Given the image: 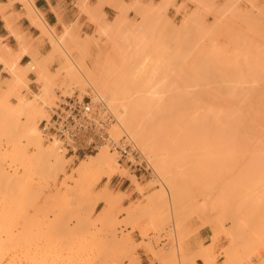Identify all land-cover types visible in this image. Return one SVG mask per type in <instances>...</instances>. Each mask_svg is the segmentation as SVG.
<instances>
[{
    "label": "rangeland",
    "instance_id": "rangeland-1",
    "mask_svg": "<svg viewBox=\"0 0 264 264\" xmlns=\"http://www.w3.org/2000/svg\"><path fill=\"white\" fill-rule=\"evenodd\" d=\"M231 1L232 0H182L175 4L174 0H160L159 2L134 0L135 3L133 1L130 2V4L132 5L131 7H129L130 4L128 3L129 5L123 4V7L121 8V11L123 13L122 18L125 25L127 23L142 25L141 30L143 28L145 29L143 30L144 33L142 32V35H147L145 33H148L147 38L152 37L155 34L156 36L159 35L158 37L161 38V35L162 37H164V34L166 33L167 35L165 34V37L163 39L161 38V40L162 42L165 41L163 43H166L169 40V48L171 46L174 47V44L178 41V39L179 43H181V39H184V44H180L182 48L187 45L189 48L190 45V49H195H193L194 53L197 51L200 52L201 49H199V47L201 48L202 45V49L204 48L209 51V47L212 44L216 43L215 46L217 47V49L213 45L211 48L213 50H218V53L216 56H214L209 51L208 54L210 55L211 53V57L209 56L208 59H204V56L199 57L197 55L192 56L190 54V60V55H186L184 59H188H183L182 62L178 60V62L176 61L174 55L172 56V50H169L168 52L157 51L155 53L148 54L150 58H148L149 61H147V59L145 61L146 64L142 63V65L144 64V67H148L146 68L148 70L153 67V69L156 71L155 80L153 79L155 82L151 81L152 84L150 85L152 87V90L157 93L156 97L160 102V107L159 104L157 105L158 108H164L166 106L165 109L176 108L188 109L191 111L194 109L193 112L195 111L196 116H201L202 113L204 115L205 109L206 112L207 109H214L213 111H224L227 109L223 113H226L227 111L229 113H232L233 111V115L227 113V116L232 115V117H234V115L236 114H240L237 112V110H239V112L242 111V114L245 112L243 115L240 114V116H242L241 118H244L243 121L242 119H239V116V118H237L236 116L234 117L237 118L239 122L241 121V125L239 122V124L235 122L237 125H239V127H236L237 125L234 123V121L232 122L234 125L231 124L233 128L232 126L228 125L230 122L229 119L227 126H223L225 124V120H221L223 121L222 126L220 125L221 128L218 126L213 127L211 125H215V122H212L211 125H209V122V128H207L206 130L209 131L211 128L213 131L211 130L209 131V133L213 134L215 132L216 136L214 138H212L213 136H211V141L214 139V141H212L214 142L213 144H208L207 142L210 141L208 139H206L207 141L204 140L205 142L203 143H205L204 145L207 148H210L212 146L211 148H213V150L209 149L208 154H210V156H213L210 157L208 154H200L195 156L201 163V166L202 164H205L207 166L204 165L202 166L204 168L200 167L194 170H184L182 168L183 163L181 165L178 163V170L180 171L178 172L179 174L185 172V174L189 173L190 175H192V177L194 176L202 181H207L206 186L207 190H209L208 193L203 194L204 191L201 192V189V191H199L197 186H192V189L188 188L189 192H187L189 197L188 195H185L187 198L180 200L179 203V212L184 216V220L181 221V224L177 222V219L179 218H177L178 216H175L176 210L175 208H172L170 206L166 194V205H163L161 214L159 215V213L155 212L156 210H153L156 209V207L153 208L154 203L152 204V202L154 201V196L158 193L157 189L161 188L162 186L161 179L157 176H154L156 175L155 172H153V174L148 173L142 174L140 176H135L133 171H130L121 165H117L119 170L117 169L116 173L110 178L103 177L94 184L91 183L92 185L90 184V182H93V180L95 179V175H91V177H89L90 179L88 178V184L91 185V190L87 196V189L83 186H80V177L76 173V168L80 160L86 159L87 155H92L96 151L76 157L65 154L64 150H62L64 152H60L59 150V152L62 153L64 157V163L62 162V169V166L60 165L55 170L48 171L41 168L42 163H39L37 166H35V161H33L34 167L31 168L30 163V167L26 170L24 169V165L22 164L23 161H21V159H18L16 155L13 154L12 142L10 141V139H6L1 136L0 151L2 166L4 167L7 175H11L9 176V178H14V175H16L17 181L20 183L16 184L17 188H15L16 186L14 187L15 189L13 188L14 192H12L15 195H13L11 191L10 193L12 195H7L6 193H4V190L0 189V264H142L141 256L139 254L140 250H144L150 256L148 264H194L195 257L200 256V253H203L205 256L207 255L208 257H206L207 259H209V262L211 264H222L223 260L225 259L224 251L228 249L229 246H231L229 248L236 247L239 244H243L242 239L243 241L247 240L246 238H243L242 235H239L240 231L239 233L234 232L235 228L233 226V219L231 217H233L232 215H234L235 213L237 214V217L240 219V221L243 222V229L241 232L253 233L256 231L258 237L254 241H246L247 245L250 246V248H252L253 250V256L251 255V259L244 264H264V182H262L264 181V171H261L264 170V157H262L264 156V124H262L264 123V103H262L264 102V71L261 70L264 69V62H261L264 61V52H262L261 54V51H264L262 50L264 48L261 49V47H264V0H236V2L233 4H231ZM228 5H231V9L232 7H235V9L229 11V9H227ZM135 6H137V8L139 7L140 9L138 8V10H135ZM169 6H172V11H168ZM94 15L97 16L96 18H98L99 14L97 11H94L89 16V20L93 23V28L88 33L80 32V36H74L79 39H76L77 42H79L83 37H85L84 39H87L89 42L92 41V44L89 45L90 49H88L91 52L92 56L95 57L97 46L95 45L96 43L94 42L93 37L97 36V24L94 22ZM114 18L110 20L104 19L107 27H112L111 23L113 22ZM142 19L144 20V22ZM126 20L128 21L127 23ZM185 20L188 21H186L187 25H185ZM140 22L143 23L140 24ZM231 22L233 25H230ZM194 24L196 25L194 26ZM125 25L121 27L120 30L124 31ZM39 26L42 29V33H44L48 37L49 41L51 39L50 33L52 31V33H54L57 38L58 36L59 39L61 38L60 35H58L54 31V28H46L42 25ZM184 26L186 27L185 32H187L188 35L183 34L182 32L185 28ZM221 27L224 31L220 30ZM205 29H208L210 32L211 29L213 30L211 33H207ZM225 29L228 31H226ZM232 30L235 32L234 34ZM230 31L231 35H229ZM223 32H226V34H224ZM239 33L244 34L245 37H241V34L238 35ZM107 34L99 37L98 41L100 42L97 41L101 44H99V46H101L102 52L106 54L108 53V41L112 40L113 38L117 39L119 37V34L114 35L115 33H112V31L107 32ZM193 34H195L194 36L197 35V37H195V40L193 39ZM206 34H210L209 36L212 37V39H215V41H212V39L209 40L210 38L208 39ZM218 34H220L219 37H217ZM198 36H201V39H199ZM237 36L238 38L240 36V38H242V41L238 39ZM66 38L69 39L67 36L63 40H65L68 45L69 42L73 44L71 47H69L74 48L75 42L72 43V40L67 41ZM244 39L246 40L245 44ZM208 40L211 41V44L210 42L208 43ZM201 41H204L206 45ZM66 42L64 43L66 44ZM195 42L199 44L197 45ZM50 43L52 45V40ZM247 43L248 47H246ZM78 44H80V42ZM77 46L78 45H76V47ZM76 47L75 49L72 48L74 50H72L73 52L70 50V48L68 50L71 51L72 57L77 52L75 58L73 57L77 61L76 57H78L79 53L76 50ZM173 47H171L170 49H173ZM78 48L80 49V45L77 47V49ZM219 48L221 51L219 50ZM204 51L205 50H203V52ZM207 51L204 53H207ZM219 52L222 54V56L219 55ZM122 53V57L113 54L109 57V59L105 60L106 62H100L98 67L100 68V70L103 69L105 71L107 79L110 83L124 84L125 86H127L125 84V81L127 79H124L125 81H123L122 78L125 77H123V75H126L125 73L127 70V74H129L127 62L131 59L129 56L130 50H125ZM61 54V52L57 53V57H59L62 63L65 60V57ZM90 55L86 58V63L89 66H92L91 60L93 59V57ZM218 56H221L219 57L220 60ZM201 58L204 61H201ZM153 59L155 62L153 61ZM209 59H211V61ZM142 60L144 61V59ZM197 60L200 62H197ZM205 61L206 63H203ZM209 61L210 63H208ZM212 62H214V64ZM61 63L59 64L60 67ZM153 63L157 66H155ZM187 63L188 65L190 64V66H188ZM197 63L201 64L202 66L200 67ZM194 64L195 66L198 65L200 68L196 67V69L193 66ZM173 65L175 66V69L173 68ZM58 67L54 72L56 74V72L60 71V74L54 75L55 77H52L53 73H49L51 75H49V79L47 80L49 83H46V90L48 94L50 93L49 101L51 104H49L48 106V115H46V119L49 118L52 107L57 105V102L59 101V95L68 96L70 93V96L71 94H78L81 97L87 92L94 93L93 89L90 86H85L82 88L80 87V85L76 84V81H74V83L72 80L65 77V73L63 70L57 71ZM193 67L195 70H197L196 72L194 70V72L198 73V75L194 72H191L192 70L190 71V69ZM206 68L208 70H206ZM226 68H228V70ZM106 69H108L109 71L112 70V72L106 71ZM163 69L165 72L163 71ZM174 70L175 72H173ZM220 73H222L224 76H222V74ZM61 75H63V78ZM151 75L154 76V73ZM200 76L206 79H201ZM226 76L228 77L226 78ZM10 78H12V76H10ZM25 80L28 85V79ZM129 80L131 81L130 77L128 81ZM162 80L163 82H161ZM8 81L9 80L7 79L0 80V90H3L5 88V85ZM37 82L39 84V90L36 92H32L25 87H22L20 89V93L24 99H32L33 93L41 92V90L45 87L44 83L41 84L39 81ZM128 84L129 87H132L130 85V82ZM169 85L171 86L169 87ZM177 90L179 91V93ZM4 92L5 90L0 94H3ZM100 95L105 99L106 95H103L102 93H100ZM256 98L261 99V101ZM9 101L11 103H14L16 102V98L13 95H10ZM224 102L227 103L225 104ZM177 104L180 106V108ZM230 104L232 106H230ZM227 105L229 106V109ZM1 115H3V109H0V116ZM224 116H226V114ZM44 118L45 117H43L42 119ZM40 119L37 120L38 123L40 122ZM23 121H25L24 117L21 118L20 122L23 123ZM242 123L244 124V127ZM194 129L195 128L192 127L190 131L192 132L193 130L192 133L195 137L193 139L198 140L200 137L197 135H199V130L201 128L198 129L197 126V128L195 129H198L199 133H197L198 131H196L195 133ZM231 129H236V131L238 132V138L242 137L240 135L241 133L247 134V140L244 135L242 138L245 141H243L242 138V141L239 140L236 136V131L234 132L232 130V132L235 134L230 133ZM250 129H252V131ZM201 131L203 130L201 129ZM244 131L246 132L244 133ZM122 132L123 131L120 130V135L118 136V138L123 134L127 135L125 132ZM223 132H226V134L222 135ZM239 132L241 133L239 134ZM209 133L208 137L210 136ZM229 134L231 135V137ZM218 136L220 138L222 137V139L224 140L227 139H225L224 136H229L228 140L231 141L230 144H228L229 142L227 140V142H224L222 140L220 141V138H217ZM232 137H235L236 139L232 140ZM40 139L43 145L49 144V142L44 140L41 134ZM217 139H219V142H215L217 141ZM237 139L239 142H237ZM226 143L231 149H233L231 146H235V148L233 149L235 153L233 154H237V158L235 159L236 162H232L230 160V162H226V158L220 159V154L218 155L217 153H215V151H220L221 149H223V145H225ZM238 143L242 148L239 147L240 145H238ZM182 145L185 147L183 143ZM236 145L238 150L236 149ZM17 146L21 150L23 148L26 149V158H28L29 156L28 160L31 159L32 155L35 154L34 152H36V149L32 144L27 145L24 141H21L19 144H17ZM221 146L223 148H220ZM106 150L110 152L108 147H106ZM239 151L242 154L239 153ZM240 154L242 155L241 157L239 156ZM112 156L116 160V156L114 153H112ZM256 156L260 159L261 162L256 158ZM230 159L232 160L231 157ZM147 160L153 167L152 161L149 159ZM191 160L194 161V158H192ZM49 161H53L51 157ZM177 161L184 162V160L180 157ZM258 161L259 165H257ZM231 162L232 165H234L232 167L227 166V164L230 165ZM242 165H245V167H243ZM240 166H242L241 168L243 171L247 169V166L249 167L248 169L251 173L249 174L248 172V175L250 176H248L246 173V177L248 176L250 177V180L255 181H252L253 186H249L250 189H246L245 187L246 185L244 182L246 181L247 183L248 181L245 180L248 178L243 177L245 173L242 176L243 178H240L243 173H239V171L241 172ZM250 166L252 167V169ZM256 170L259 173H256ZM118 171L120 172V174ZM224 171H226L227 174ZM251 174L254 175L253 179ZM153 178L155 179L153 180ZM132 179L136 180L134 181ZM149 180H152V182L156 183H153L154 185L150 184L152 182H150ZM235 181H237V183L240 185L244 183L242 186L245 188V190L242 189L243 192H240L242 187L239 186V188L241 187L239 191L240 193L237 194L236 189H234V192L230 190L231 193L229 194L230 191L228 192V190L233 189L232 186L235 188V185L237 184ZM229 185L231 186V188L229 187ZM105 186L107 189L106 192L108 197L113 200V205L110 208L109 213V220H111L109 224H107L109 221L106 220V223V221L103 220L105 217V215L103 216V213L109 209L108 205L99 202L94 207L93 211H90L95 197L98 194L104 193L103 189ZM137 188H139L140 191H138L139 189ZM244 194L248 196L244 197ZM8 196L11 197V199ZM222 199L226 200L223 201ZM227 201H230V204ZM160 217H163V219ZM202 228L208 230L209 236L207 240L204 243H199L200 252L198 251L194 254L189 253V241ZM240 236L242 239L237 240L238 238H240ZM162 238L166 239L165 242L161 241ZM114 240L115 242H121L125 244V247L122 248L121 252L117 256L113 254L115 249V244L113 242ZM235 241L236 246H232V242L234 243L233 245H235ZM127 248L129 250H127ZM205 262L206 261L204 258L203 263L207 264V262Z\"/></svg>",
    "mask_w": 264,
    "mask_h": 264
},
{
    "label": "bare ground",
    "instance_id": "bare-ground-1",
    "mask_svg": "<svg viewBox=\"0 0 264 264\" xmlns=\"http://www.w3.org/2000/svg\"><path fill=\"white\" fill-rule=\"evenodd\" d=\"M26 3L25 0H22ZM29 1V0H28ZM118 1V0H116ZM134 2V0H132ZM238 1V0H237ZM110 2V1H109ZM120 2V1H119ZM136 2V1H135ZM134 2V3H135ZM236 0H232L231 1V4L235 3ZM31 2H29L30 4ZM116 4V3H115ZM125 4V3H124ZM130 4V3H129ZM128 4V5H129ZM118 5V4H117ZM123 4L119 3V6H118V9H119V13L115 16L113 22L111 23L112 24V27H107L106 24H105V20H104V16L105 14L101 11V13H99L100 15L98 16V18H96L97 16H95L94 18V22L97 24V36H94L93 37V40L94 42L96 43L95 45L97 46V50H96V53H95V57L92 56L91 52L89 51L90 47L89 45H91L92 41H88L87 39H84L85 37H83L79 42L80 44H78L79 42H77V40H79L76 36L77 34H75L76 36H74L72 33L70 34V30L67 28L63 31L62 35H60V39H59V36L58 38L55 36L54 33H52L51 31V39H50V42L52 40V49L49 53H47L46 55V58H42L43 61H41V63H34L35 64V69L38 71H36L38 74V78H37V81H39L41 84L44 83L45 87L41 90V92H37V93H33V98L32 99H24L23 96L21 95L20 93V89L22 87H25L28 89V85H27V82L25 79H27L26 77V74L27 72H29L31 69H32V65L33 63H29V65H25V66H20L17 64V61H18V57L20 56V54L23 52V50H20L21 52H18V53H13V52H9V51H5V52H0V62L3 63L4 65V68L8 71V73L10 74V76H12V78L9 79V81L6 83L5 85V88L3 90H0V91H4L5 92L3 94H0V109H3V115L0 116V137L3 136L4 138L6 139H10V141L12 142V150H13V154L16 155V157L18 159H21L22 164L24 165V169H28L30 167V163H31V168L34 167V164H33V161H35V166H37L39 163H42V166L41 168L42 169H46L48 171H52V170H55L58 166H62L61 169L63 168V161H64V157H63V154L60 153L62 151V149H60L59 147V143L54 140L53 142H49V144L47 145H43L42 142H41V139H40V134L41 132L39 133V130L40 128L38 129V125L39 123L37 122L38 119H42L43 117H47L46 115L47 112H48V106L50 104V93L48 94L47 92V86H46V83L48 82L47 80L49 79V73L47 71V68H46V62L50 61L49 59H51V62L54 60H52L53 56L59 52H61L62 54L61 55H64L65 57V60L61 63V67L59 65V68L57 69V71L59 70H63L64 73H65V77H67L68 79L72 80L73 82L76 81V84L77 85H80V87H85V86H90L94 93L98 96H100L101 98H103L100 93H102L103 95H106L105 97V102L107 104V107L108 109L110 110V112L113 114L114 116V120L115 122L112 124V126L110 127L109 129V133H110V136L113 138V139H118V136L120 135V130L125 132L127 134V136L132 140V142L134 143L135 147L140 151V153L146 158V159H149L152 161L153 163V167L151 166V163L149 162V165L150 167L152 168L153 172H155L156 175L154 176H157L161 179V182H162V186L161 188L157 189L158 190V193L154 196V201L152 202V204L154 203L153 205V208L156 207V209H153L156 213H159V215L161 214V210L163 208V205L166 203V195L168 197V200H169V204L172 208H175L176 210V214L175 216L179 219H177L179 222V224H181V221L184 220V216L179 212V203H180V200L182 199H185L187 198L186 196L188 195V188L192 189V186L195 187L197 186L198 187V190L203 192L204 193H208L209 190H207V181H202L200 179H197L196 177H192V175H190L189 173H186L183 172L181 174H179L178 172H180L178 169V163L181 165L183 163V166L182 168L184 170H188V169H197V168H200L202 166H204L205 164H202L201 166V163L198 161V159L195 157L197 155H200V154H208L209 152V149L213 150V148H207L203 143L205 141H207L206 139L210 140L208 141L207 143H211L213 144L214 142V139L211 141L212 138H214L216 136V133L214 132L213 134H210L209 131H211L212 129L210 128L209 131H207L206 129L209 128V125H211L212 122H215V125H211V126H218L220 127V125L222 126V122L221 120H225V124L223 126H227V123H228V119L229 121V124L230 126H232L231 124H233L232 122L234 121V123H238L239 120L237 118H239L240 120L242 119V121L244 120V118H241L242 116H240V114H242L241 112H239V110H237L238 113L240 114H236L234 115V117L236 116L237 118H234L232 117V113H234L232 111V113L230 112H226V113H223L225 112L226 110L224 111H213L212 109H207V112H206V109H205V113L203 115V113L200 115H197L196 116V113L195 111L193 112V110H188V109H165L164 108H158L157 105L160 103L159 100L157 99V93L155 91L152 90V87L150 84L151 81H154L155 80V70L153 69V67H151V69H146L148 67H144V64L142 65V63H145V61L149 58V53H155L157 51H162V52H168L169 50L173 51L171 54L172 56L174 55L176 61H180L182 62L183 59L185 58L186 55H192V56H199V57H203L204 59H208L209 56L211 57V53L212 55L216 56L217 53H218V50L217 47L215 46V44H212L213 46L216 47V51L213 50L211 47L212 45H208L210 46V55L208 54L209 51H207L206 49H202V46L201 48L199 47V49H201V51H196L197 52H193V49L191 48L190 49V45H189V48H188V45L183 47L180 46L184 44V39H181V43H179V39L178 41L174 44V47L173 49H170L169 48V45H168V42L169 40L166 42V43H163L165 41L162 42L161 38L163 39L165 37V34H164V37H162L161 35V38L153 35L152 37H149L147 38V35L148 33H145L147 35H142V32L143 30H145L144 28L141 30L142 28V25H136L134 23H127L128 21L126 20V25L125 23L123 22V13H122V6ZM127 5V4H126ZM32 6V5H31ZM100 4H98L97 6V9H101L100 8ZM116 6V5H115ZM132 5L130 4L129 7H131ZM139 6V4H138ZM231 5H228L227 9H229V11L235 9V7H230ZM126 7V6H124ZM137 8V6H135ZM141 7V6H140ZM135 10H138V8ZM34 11H37L34 9V7L32 8ZM126 9V8H125ZM140 9V8H139ZM134 10V9H133ZM39 12V11H37ZM142 13V12H141ZM236 14V13H235ZM104 15V16H102ZM245 15V14H244ZM198 16V15H197ZM200 17V15H199ZM194 18V16H193ZM188 19V18H186ZM143 20V19H142ZM192 20V19H190ZM189 20V21H190ZM194 20V19H193ZM196 20V19H195ZM201 20V19H200ZM187 20H185V25H187ZM144 22V20H143ZM142 22V23H143ZM148 22V21H147ZM191 22V21H190ZM110 23V22H109ZM124 23V24H122ZM140 22V24H142ZM183 23V22H182ZM193 23V22H192ZM203 23V22H202ZM184 24V23H183ZM201 24V23H200ZM232 24V22L230 23V25ZM125 25V29L124 31L123 30H120L121 27H123ZM192 25V24H190ZM196 24H194L195 26ZM205 25V23H204ZM221 25V24H220ZM233 25V24H232ZM180 26V25H179ZM178 26V27H179ZM183 26V25H182ZM201 26V25H200ZM222 26V25H221ZM46 28H51L49 26H45ZM153 27V26H151ZM185 27V26H184ZM226 27V26H225ZM174 28V27H173ZM202 28V27H201ZM204 28V27H203ZM224 28V27H223ZM148 29V28H147ZM171 29V28H170ZM182 29V28H181ZM185 29L186 27L184 28V30L182 31L183 34H186L188 35L187 32H185ZM227 29V28H226ZM225 29V30H226ZM155 30V29H154ZM177 30V28H176ZM193 30V29H192ZM206 30V29H205ZM208 30V29H207ZM206 32L208 33H211L213 29H211V32L208 30ZM218 30V29H217ZM222 30V27L221 29ZM235 30V29H233ZM232 30L233 34L235 33L234 31ZM112 31V33L114 32L115 34L114 35H118L119 34V37L117 39H112L108 41V44H107V50H108V53H103L102 50H101V46H99L100 41H98L99 37H101L102 35H106L107 32H110ZM188 31V29H187ZM215 31V30H214ZM224 31V30H222ZM228 31V30H226ZM122 32V33H121ZM192 32V31H190ZM202 32V31H201ZM144 33V32H143ZM200 33V32H199ZM205 33V32H204ZM224 33V32H223ZM238 33V32H236ZM191 34V33H190ZM196 34V33H195ZM195 34H193V39L195 40V37L194 36ZM226 34V32L224 33ZM241 33H239L238 35H240ZM73 35V36H71ZM108 35V34H107ZM111 35V34H110ZM167 35V34H166ZM204 35V34H203ZM210 35V34H209ZM209 35L206 34L207 38L209 40L212 39V37H210ZM214 35V34H213ZM220 34H218L217 37H219ZM222 35V34H221ZM231 35V31H230V34ZM69 39L66 38L67 41H71L72 40V43H74V46L76 47V45H80V49L76 47V50L78 51L79 55L77 58V61L74 59L75 58V55L77 54V52L75 53V55L72 57L71 55V51L73 49H75V47L72 49L70 48L73 44H71L69 42V45L68 43L63 40L65 37H67ZM146 36V37H145ZM191 36V35H190ZM212 36V35H211ZM215 36V37H216ZM226 36V35H225ZM224 36V37H225ZM76 37V38H75ZM109 37V36H108ZM168 37V36H167ZM201 36H198L199 39ZM216 37V38H217ZM236 37V36H235ZM241 37H245L244 34H241ZM71 38V39H70ZM230 38V37H229ZM238 38V36H237ZM62 39V40H61ZM77 39V40H76ZM190 39V38H189ZM197 39V38H196ZM204 39V37H203ZM231 39V38H230ZM234 39V38H232ZM241 41H242V38H239ZM237 39V40H238ZM167 40V39H166ZM198 40V39H197ZM208 40V43L210 42L211 44V41ZM215 41V39H212V41ZM218 40V39H217ZM216 40V41H217ZM61 41H64L66 42V44L64 42H61ZM98 41V42H97ZM245 39H244V44H245ZM193 42V40H192ZM199 42V41H197ZM202 42V41H201ZM200 42V43H201ZM236 42V41H235ZM89 43V44H88ZM188 43V42H187ZM196 43V42H195ZM204 43V41L202 42ZM104 44V43H103ZM164 44V45H162ZM197 44V43H196ZM199 44V43H198ZM197 44V45H198ZM205 44V43H204ZM251 44V42H250ZM65 45V46H64ZM67 45V46H66ZM101 45V44H100ZM206 45V44H205ZM70 46V47H69ZM195 46V44H194ZM245 46V45H244ZM70 50H68L69 48ZM205 47V46H204ZM246 47H248V43L246 45ZM252 47V45H251ZM89 48V49H88ZM196 48V47H195ZM207 48V47H206ZM264 48V47H261V49ZM22 49V48H21ZM103 49V48H102ZM198 49V50H199ZM248 49V48H247ZM260 49V48H258ZM94 50V49H93ZM92 50V51H93ZM125 50H130V60L127 62V65H128V69H129V74H127L128 70H124L126 71V75H123L124 78L123 81H125L124 79H127L125 82V84L127 86H125L124 84H118V83H110L107 79V75L105 74V71L103 69L100 70V68L98 67L99 63L109 59L110 56H112L113 54L114 55H118L120 57H122L123 55V51ZM195 50V49H194ZM203 50H205L204 52L207 51V53H204ZM212 50V51H211ZM220 50V48H219ZM264 50V49H262ZM74 51V50H73ZM72 51V52H73ZM80 51V52H79ZM193 54H192V52ZM221 51V50H220ZM25 52V51H24ZM259 52V51H258ZM262 52L264 51H261V54ZM175 53V54H173ZM91 54V55H90ZM260 54V53H259ZM92 56L93 59L91 60L92 61V66H89L87 63H86V58L88 56ZM170 55V54H169ZM191 55L189 56V60L191 59ZM219 55L222 56V54L219 52ZM56 56V55H55ZM58 56V55H57ZM60 56V55H59ZM213 56V57H214ZM221 56H218L221 57ZM260 56V55H259ZM116 57V56H115ZM112 58V57H111ZM46 59V60H45ZM113 59V58H112ZM144 59V61L142 60ZM150 59V58H149ZM149 59L147 61H149ZM169 59V58H168ZM188 59V58H186ZM184 59V60H186ZM199 59V58H198ZM202 59V58H201ZM212 59V58H211ZM211 59H209L211 61ZM89 60V59H88ZM195 60V59H194ZM214 60V59H213ZM220 60V58H219ZM154 61V59H153ZM178 61V62H179ZM201 61H204L203 59ZM210 61L208 63H210ZM44 62V63H43ZM106 62V61H105ZM155 62V61H154ZM162 62V61H161ZM167 62V61H165ZM197 62H200L197 60ZM221 62V61H220ZM261 62H264V61H261ZM108 63V61H107ZM203 63H206L203 62ZM214 64V62H212ZM227 63V62H226ZM245 63H248V62H245ZM260 63V62H259ZM40 64V65H39ZM44 64V66H43ZM91 64V62H90ZM146 64V63H145ZM154 64V63H153ZM181 64V63H180ZM185 64V63H183ZM192 64V62H191ZM200 67L202 66V62L201 64L197 63ZM196 64V65H197ZM225 64V63H223ZM228 64V63H227ZM148 65V64H147ZM155 65V64H154ZM179 65V64H177ZM176 65V66H177ZM188 65V63H187ZM195 66V64L193 65L195 68L196 67H199V66ZM216 65V63H215ZM260 65V64H259ZM34 66V65H33ZM130 66V67H129ZM146 66V65H145ZM150 66V65H149ZM157 66V65H155ZM190 66V64L188 65ZM204 66V64H203ZM43 67V68H42ZM175 66L173 65V68ZM194 67L190 69L191 72H194ZM199 67V68H200ZM209 67V65H208ZM225 67V66H223ZM229 67V66H228ZM110 68V67H109ZM150 68V67H149ZM237 68V67H236ZM235 68V69H236ZM259 68V67H258ZM4 69V70H5ZM56 69V68H55ZM165 69V67H164ZM163 69V71H164ZM172 69V68H170ZM175 69V68H174ZM177 69V67H176ZM197 69V68H196ZM213 69V68H212ZM217 69V68H216ZM228 70V68H226ZM231 69V68H230ZM244 69V68H243ZM261 69V68H260ZM114 70V69H113ZM151 70V71H150ZM168 70V69H167ZM189 70V69H188ZM206 70H208L206 68ZM219 70V69H218ZM225 70V69H224ZM262 71H264V69H261ZM106 71H109L108 69H106ZM158 71V70H157ZM169 71V70H168ZM189 71V72H190ZM197 70H195L196 72ZM200 71V70H199ZM213 71V70H212ZM243 71V70H241ZM109 72H112V70H110ZM114 72V71H113ZM165 72V71H164ZM175 72V70L173 71ZM190 72V73H191ZM194 72V73H195ZM205 72V71H204ZM209 72V71H208ZM154 73V76L151 75ZM179 73V71H178ZM176 73V74H178ZM193 73V74H194ZM226 73V72H224ZM57 74H60V71L59 72H55L53 73V76L52 77H55L54 75H57ZM131 74V75H130ZM170 74V73H169ZM174 74V73H173ZM198 75V73H195ZM194 74V75H195ZM222 74V73H220ZM63 75L62 78H63ZM193 75V76H194ZM200 75V74H199ZM212 75V74H211ZM51 76V75H50ZM159 76V75H158ZM196 76V75H195ZM222 76H224L222 74ZM221 76V77H222ZM51 77V78H52ZM57 77V76H56ZM131 79V81L128 79ZM201 79L203 78L202 76H200ZM228 76H226L227 78ZM168 78V77H167ZM239 78V77H238ZM53 79V78H52ZM154 79V80H153ZM196 79V78H195ZM200 79V80H201ZM204 79V78H203ZM206 79V78H205ZM204 79V80H205ZM63 80V79H62ZM66 80V79H65ZM197 80V79H196ZM227 80V79H226ZM128 81V82H127ZM209 81V80H208ZM53 82V80H52ZM70 82V81H69ZM79 84H78V83ZM122 82V80H121ZM130 82V85L132 87H129V83ZM155 82V81H154ZM163 82V80L161 81ZM174 82V81H173ZM49 83V82H48ZM68 83V82H67ZM75 83V82H74ZM124 83V82H123ZM167 83V82H166ZM71 84V83H70ZM121 85V86H120ZM73 86V85H72ZM75 86V85H74ZM123 86V87H122ZM153 86V85H152ZM157 86V85H156ZM162 86V85H161ZM171 85H169L170 87ZM127 87V88H125ZM168 87V86H167ZM175 87V86H174ZM79 88V87H78ZM81 88V90H82ZM131 88V89H130ZM166 88V87H165ZM183 88V87H182ZM160 89V88H159ZM169 89V88H168ZM167 89V90H168ZM131 90V91H130ZM164 90V88H163ZM163 90H160V91H163ZM100 93H99V92ZM157 91V90H156ZM173 91V90H172ZM178 91V90H177ZM183 91V90H182ZM0 92V93H2ZM165 92V91H164ZM170 92V91H169ZM161 93V92H160ZM158 93V94H160ZM179 93V91H178ZM183 93V92H181ZM180 93V95H181ZM187 93V92H186ZM175 94V93H174ZM232 94V93H231ZM10 95H13L15 98H16V102L14 103H11L9 101V96ZM70 95V93H69ZM72 95V94H71ZM162 95V94H160ZM179 96V95H177ZM231 96V95H230ZM253 96V95H252ZM261 96V95H260ZM219 97V96H218ZM244 97V96H243ZM250 97V96H249ZM184 98V97H183ZM189 98V97H188ZM195 98V97H194ZM198 98V97H197ZM213 98V97H212ZM222 98V97H221ZM237 98V97H236ZM262 98V97H260ZM206 99V98H205ZM224 99V98H223ZM226 99V98H225ZM230 99V98H229ZM232 99V98H231ZM256 99H259V98H256ZM255 99V101H256ZM163 100V99H162ZM210 100V99H209ZM214 100V99H213ZM221 100V99H220ZM236 100V99H235ZM199 101V100H198ZM212 101V100H211ZM223 101V100H222ZM244 101V100H243ZM254 101V102H255ZM259 101H261V99H259ZM165 102V101H164ZM193 102V101H192ZM206 102V101H204ZM217 102V101H215ZM230 102V101H229ZM236 102V101H235ZM183 103V102H181ZM179 103V104H181ZM191 103V101H190ZM225 104L227 102H224ZM234 103V102H233ZM246 103V102H245ZM261 103V102H260ZM264 103V102H262ZM51 105V104H50ZM178 105V104H177ZM194 105V104H193ZM192 105V106H193ZM238 105V103H237ZM242 105V104H241ZM240 105V106H241ZM170 106V105H169ZM179 106V105H178ZM218 106V104H217ZM228 106V105H227ZM226 106V107H227ZM230 106H232L230 104ZM159 107H160V104H159ZM177 107V106H176ZM195 107V106H194ZM210 107V106H209ZM180 108V106H179ZM234 108V107H233ZM204 109V108H202ZM228 109H229V106H228ZM231 109V108H230ZM201 110V108H200ZM197 111V110H196ZM250 111V110H248ZM262 112V111H261ZM260 112V113H261ZM207 113V114H206ZM222 113V114H220ZM232 114L230 116H227L228 114ZM236 113V112H235ZM245 113V112H244ZM243 113V114H244ZM247 113V112H246ZM258 113V112H257ZM206 114V115H205ZM226 114V116H224ZM242 114V115H243ZM255 114V112H254ZM259 114V113H258ZM262 114V113H261ZM224 116V117H223ZM239 116V117H238ZM24 117L25 118V121H23V123L20 122L21 118ZM228 117V118H227ZM261 118V117H260ZM40 119V120H41ZM247 119V118H246ZM238 120V121H237ZM252 120V119H251ZM227 121V122H226ZM246 121V120H245ZM250 121V120H249ZM210 122V124H209ZM221 124H219V123ZM241 122V121H240ZM239 122V123H240ZM235 123V124H236ZM238 123V124H239ZM253 123V122H252ZM251 123V124H252ZM209 124V125H208ZM214 124V123H213ZM218 124V125H216ZM243 124V123H242ZM245 124V122H244ZM244 124H243V127H244ZM264 124V123H262ZM234 125V124H233ZM237 125V124H236ZM235 125V126H236ZM241 125V123H240ZM198 126V129H202L203 131H201V129L198 131L195 130ZM207 126V127H206ZM234 126V128H235ZM195 128V133L196 131H198L197 133H199V136L198 140L196 139H193L195 138L193 136V130L192 132L190 131L191 129ZM236 127H239V125H237ZM241 127V126H240ZM216 128V127H215ZM221 128V127H220ZM233 128V126H232ZM262 128V127H261ZM238 129V128H237ZM240 129V128H239ZM216 130V129H215ZM219 130V129H218ZM217 130V131H218ZM233 129L230 130V133H233L232 132ZM242 130V129H241ZM240 130V131H241ZM252 131V129H250ZM213 131V130H212ZM220 131V130H219ZM218 131V132H219ZM229 131V130H227ZM234 132L236 131L233 130ZM122 132V133H123ZM242 132V131H241ZM239 132V134L241 133ZM246 131H244L245 133ZM249 132V131H248ZM194 133V134H195ZM208 133H209V137H208ZM229 133V132H228ZM238 132L236 131V136L238 138ZM260 133V132H259ZM215 134V135H214ZM221 134V133H220ZM226 134V132L222 135ZM235 134V133H233ZM232 134V136H233ZM251 134V132H250ZM230 135V134H229ZM242 137L243 135L246 137V140H247V134H240ZM196 136V137H197ZM211 136H213L211 138ZM235 136V137H236ZM252 136V135H251ZM225 139L229 142L228 144H230L231 141L228 140V137L229 136H224ZM231 137V135H230ZM233 138L232 140L236 139V138ZM241 137V138H242ZM217 138H220L219 136ZM241 138H238L239 140H241ZM237 139V142H239ZM254 139V138H253ZM205 140V141H204ZM219 139H217V141L215 142H219L218 141ZM226 141L224 139H222V137L220 138V141ZM243 140V138H242ZM241 140V141H242ZM21 141H24L26 142L27 145H33L36 149V152H34L35 154L32 155L31 159L28 160V158H26V149L23 148L22 150L17 146V144H19ZM226 141V142H227ZM245 141V140H243ZM182 143L185 145V147L182 145ZM206 143V144H207ZM233 143V141H232ZM231 143V145H232ZM242 143V142H240ZM247 143V142H246ZM181 144V145H180ZM224 144V143H223ZM228 144L226 143V147L225 145H223V147L221 146L220 148H223L221 149L220 151L217 150L215 151V153H217L220 157V159H225L226 158V162H228L229 160L232 161V162H236V158H237V154H233L235 153L234 152V148L235 146H231L233 149H231ZM221 145V144H220ZM238 145H240L238 143ZM183 146V147H182ZM106 144H101L96 152L92 155H87V158L86 159H82L80 160L77 168H76V173L79 175L80 177V186H83L84 188L87 189V196H88V193L90 192L91 190V185L94 184L95 182L99 181L101 178L103 177H106V178H110L112 175H114L118 169V162H116L117 160H115V158L112 156V153L108 152L106 150ZM209 147V146H208ZM215 147V146H214ZM228 147V149H227ZM241 147V145L239 146ZM244 147V146H243ZM250 147V146H249ZM230 148V149H229ZM242 148V147H241ZM236 149H237V145H236ZM60 150V152H59ZM215 150V148H214ZM238 150V149H237ZM245 150V148H244ZM260 150V149H259ZM258 150V151H259ZM241 151V150H240ZM239 151V153H241ZM251 151V150H250ZM64 152V151H62ZM214 152V151H213ZM238 152V151H236ZM244 152V151H243ZM245 153V152H244ZM256 153V152H255ZM254 153V154H255ZM242 154V153H241ZM239 155L240 157L242 155ZM249 154V153H248ZM258 154V153H257ZM210 156V154H208ZM212 155V154H211ZM216 155V154H215ZM217 155V156H218ZM234 155V156H233ZM244 155V154H243ZM250 155V154H249ZM256 155V154H255ZM213 156V155H212ZM210 156V157H212ZM218 156V157H219ZM254 156V155H253ZM252 156V157H253ZM50 157L51 159L53 160L52 162H50ZM181 158L184 160V162H180V161H177L178 158ZM215 157V156H214ZM230 157L232 158V160L230 159ZM239 157V158H240ZM250 157V156H249ZM264 157V156H262ZM70 158V157H69ZM194 158V161H192L191 159ZM229 158V159H227ZM257 158V156H256ZM33 159V160H32ZM235 161H234V160ZM242 159V158H241ZM244 159V158H243ZM259 161L260 159L257 158ZM224 161V160H223ZM224 161V162H225ZM229 161V162H230ZM241 161V160H240ZM257 161V160H256ZM255 161V162H256ZM259 161L256 163L257 165H259ZM63 162V163H62ZM223 162V163H224ZM232 162L230 163V165L227 164V166H233L232 165ZM250 162V161H249ZM248 162V164H249ZM261 162V161H260ZM189 163V164H188ZM254 163V162H253ZM222 164V163H221ZM236 164V163H235ZM262 164V163H261ZM224 165V164H223ZM237 165V164H236ZM189 168H188V167ZM207 166V165H205ZM243 166V165H242ZM242 166H240V169H241V172L239 171V173H242L241 175V179L244 177V178H248V179H245V180H248L247 183L246 181L244 182L245 183V187L246 189L249 188V186H253V182H255L254 180H250V175H248V172H249V167L247 166L245 169V171L242 170ZM209 167V166H208ZM229 167V168H231ZM235 167V166H234ZM237 167V166H236ZM245 167V165L243 166ZM251 167V166H250ZM259 167V166H258ZM60 168V167H59ZM204 168V167H202ZM228 168V169H229ZM257 168V167H256ZM261 168V166H260ZM260 168H259V172H260ZM238 169V168H237ZM236 169V170H237ZM244 169V168H243ZM252 169V167H251ZM255 169V168H254ZM119 170V169H118ZM238 171V170H237ZM254 171V170H253ZM261 171H264V170H261ZM25 172V171H24ZM119 172V171H118ZM188 172V171H187ZM226 174L228 172L224 171ZM258 171L256 170V173ZM258 172V173H259ZM191 173H195V172H191ZM245 173V174H244ZM246 173H247V177H246ZM251 172H249L250 174ZM253 173V172H252ZM120 174V172H119ZM185 174V175H184ZM244 174V176H243ZM91 175H95V179L93 180V182H90V184H88V178L91 177ZM126 175V174H125ZM252 175V174H251ZM9 176L11 175H7V173L5 172L4 170V167L2 166V163H1V151H0V189L4 190V193H6L7 195H12L10 193V191L12 192L15 188H17L16 184L20 183L17 181V178H16V175H14L15 177H10ZM243 176V177H242ZM254 175H252V179L254 178L253 177ZM18 177V176H17ZM156 177V178H157ZM135 178V177H134ZM90 179V178H89ZM152 179V178H151ZM155 178H153L154 180ZM19 180V178H18ZM134 180V179H132ZM136 180V179H135ZM134 180V181H135ZM158 180V179H157ZM261 180V179H259ZM92 181V180H91ZM133 181V182H134ZM150 181V180H149ZM209 181V180H208ZM253 181V182H252ZM152 182V180L150 181ZM160 182V181H159ZM237 183V181H235ZM243 182V181H242ZM264 182V181H262ZM137 183V182H136ZM154 182L150 183V184H153ZM156 183V182H155ZM154 183V184H155ZM202 183V184H201ZM242 183V185L244 184ZM249 183V184H248ZM138 184V183H137ZM153 184V185H154ZM193 184V185H192ZM231 184V183H229ZM238 184V183H237ZM236 184V185H237ZM135 185V184H134ZM191 185V187H190ZM202 185V186H201ZM235 185V184H233ZM235 185V188L232 186L233 189H229L228 192L231 190L233 191L234 189H236L237 191V194L240 193V192H243V190H245V188L238 184L237 186ZM16 186V187H15ZM239 186H241V191H240V188ZM15 187V188H14ZM19 187V186H18ZM136 187V186H135ZM229 187L231 188V186L229 185ZM4 188V189H3ZM14 188V189H13ZM209 188V186H208ZM227 188V187H226ZM225 188V190H226ZM262 188V187H261ZM139 189V188H137ZM195 189V188H194ZM201 189V190H200ZM239 189V190H238ZM250 189V188H249ZM106 186L104 187L103 189V192L102 194H98L92 205H91V208H90V211H93L94 207L99 203V202H102L106 205H108L109 209L103 213V216L105 215L104 217V221H109L107 224H109L111 222V220H109L110 218V208L112 207L113 205V200L110 199L107 195V192H106ZM142 190V189H141ZM207 190V191H206ZM140 191V189L138 190ZM188 191V192H187ZM195 191V190H194ZM231 191L229 192V194L231 193ZM240 191V192H239ZM248 191V190H247ZM1 192V190H0ZM8 192V193H7ZM14 192V191H13ZM12 192V193H13ZM234 192V191H233ZM232 192V193H233ZM166 194V195H165ZM236 194V195H237ZM13 195H15L13 193ZM186 195V196H185ZM238 196V195H237ZM246 196V194H244V197ZM248 196V195H247ZM246 196V197H247ZM4 197V195H3ZM9 197V196H8ZM86 197V196H85ZM189 197V195H188ZM7 198V197H6ZM11 199V197H9ZM193 198V196H192ZM226 198V197H225ZM230 198V197H229ZM259 198V197H258ZM238 199V198H237ZM223 200V199H222ZM226 200V199H224ZM223 200V201H224ZM230 200V199H228ZM235 200V199H234ZM233 201V200H232ZM239 201V200H238ZM250 201V200H249ZM228 202V201H227ZM230 202V201H229ZM228 202V203H229ZM237 202V200H236ZM221 203V202H220ZM235 203V202H234ZM230 204V203H229ZM166 205V204H165ZM7 209V208H6ZM109 214V215H108ZM108 215V216H107ZM174 215V214H173ZM233 217H231L233 219V226H234V232L235 233H239V235H242L243 238H246L247 242L249 241H254L255 239H257V234H256V231L253 232V233H242V229H243V222L240 221V219L237 217V214L235 213L234 215H232ZM107 218V219H106ZM163 219V217H160ZM175 221V219H174ZM185 224V223H184ZM179 226V225H178ZM1 227V226H0ZM185 228V227H184ZM179 231V230H178ZM177 232V231H176ZM233 232V231H232ZM259 232V231H258ZM177 235V234H176ZM238 235V237H239ZM230 236V235H229ZM233 236V235H232ZM236 238V237H235ZM232 239V238H231ZM237 239V238H236ZM239 239H242L241 236L240 238H238L237 240ZM236 240V241H237ZM178 241V240H177ZM233 241V240H231ZM236 241H235V245H233L234 243L232 242V246H236ZM246 241H243L242 239V242L243 244H239V248L238 246L236 247H232V248H229L231 246L228 247V249H226L224 252V256H225V259L223 260L222 264H244V263H247L248 260H250L251 258V255L253 256V250L252 248H250V246L247 245V242ZM115 246H114V252L113 254L115 256H117L122 248L125 247V244L124 243H121V242H115V240L113 241ZM238 242V241H237ZM1 243V242H0ZM241 243V242H240ZM231 245V244H230ZM250 245V244H249ZM178 247V246H177ZM1 248V246H0ZM127 250H129L127 248ZM200 252V251H199ZM130 253V252H129ZM207 256V255H206ZM203 253H200V257L205 258V261L207 262V264H211L209 262V259H207ZM138 260V259H137ZM188 261V260H187ZM205 262V263H206ZM37 264H40V263H37ZM189 264V263H188Z\"/></svg>",
    "mask_w": 264,
    "mask_h": 264
},
{
    "label": "crops",
    "instance_id": "crops-1",
    "mask_svg": "<svg viewBox=\"0 0 264 264\" xmlns=\"http://www.w3.org/2000/svg\"><path fill=\"white\" fill-rule=\"evenodd\" d=\"M25 1L26 3L22 0H0V52L9 51L18 53L21 52L20 50H23L18 57L17 64L25 66L33 63L34 66L32 65V69L27 72L26 77L28 79V90L36 92L39 90V84L37 82L39 73H37V68L34 71V63H41L46 58L47 53L52 49L48 37L42 33L39 25H47L54 28V31L58 35H61L68 28L71 31L70 33L80 36V32L88 33L93 28V23L89 20L92 12L97 11L99 14L102 11L105 14L104 19L110 20L119 13L117 7L119 3L128 4L132 0ZM140 1L159 2L160 0ZM180 1L182 0H174V3L176 4ZM29 2L31 3L29 4ZM98 4L101 5V9H97ZM33 7L39 12L34 11L32 9ZM168 11H172V6L168 7ZM55 55L52 58V60L54 59L52 62L51 59L46 63L43 62L46 64L48 73H54L55 68L60 64L61 60L57 57V54ZM4 69L3 63L0 62V80H9L10 74ZM208 236L207 229H200L189 241L188 252L192 254L198 252L200 247L199 243H204ZM139 254L142 264H148L150 256L144 250H140ZM194 264L204 263L200 256H196Z\"/></svg>",
    "mask_w": 264,
    "mask_h": 264
},
{
    "label": "built area",
    "instance_id": "built-area-1",
    "mask_svg": "<svg viewBox=\"0 0 264 264\" xmlns=\"http://www.w3.org/2000/svg\"><path fill=\"white\" fill-rule=\"evenodd\" d=\"M114 116L103 98L93 92L61 96L52 107L49 118L39 122L41 136L47 142L56 140L69 156H80L106 144L119 165L133 171L135 176L153 174L147 159L125 134L118 139L110 136ZM165 238L161 241L165 242Z\"/></svg>",
    "mask_w": 264,
    "mask_h": 264
}]
</instances>
